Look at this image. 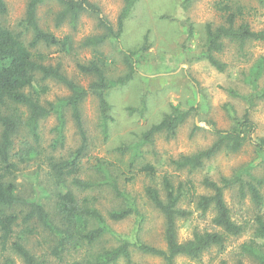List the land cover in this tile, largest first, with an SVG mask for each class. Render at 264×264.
<instances>
[{"label":"rangeland","instance_id":"rangeland-1","mask_svg":"<svg viewBox=\"0 0 264 264\" xmlns=\"http://www.w3.org/2000/svg\"><path fill=\"white\" fill-rule=\"evenodd\" d=\"M219 1L198 0L184 11L176 0H134L119 39L108 38L94 48L83 45L87 38L104 33L97 26L94 16L82 14L74 28L68 20L57 27L55 20L62 10L61 6L53 0H46L38 7L40 27L58 39L68 36L71 41V47L67 50L40 45L36 53L40 54L45 65L58 66L67 78L84 88H88L95 78L79 72L77 64L99 59L110 82L128 73V62L134 65L136 71L130 81L123 86H114L106 93L110 106L107 138L103 137L99 127L96 97L88 95L80 104L87 138L85 149L76 174L64 175L60 183L54 178L53 164L68 160L82 145L71 111L63 108L62 146L52 144L57 137L55 127L59 124L56 114L39 122L38 142L23 126L13 135L10 163L15 168L5 175V180L13 184L17 197L38 201L51 216L57 213V194L68 191L73 192L79 201L88 200L106 219L109 212L133 207V213L124 220L115 222L107 219L109 232L97 243L83 246L77 251L66 249L61 260L51 254L56 243L47 230L35 220L28 224L19 222L14 229V238L24 236L28 249L37 258L48 264H73L75 259H81L85 254L110 250L125 239L132 244L130 261L120 259L115 264H165L158 257L140 253L134 246L141 242L165 249L163 216L144 193L146 186L152 183L158 185L164 174L172 177L175 184L188 183L197 194H207L209 191L202 185L204 178L218 181L221 177L231 176L239 168L251 167L250 173L263 180L261 192L264 197V154L259 155L254 145L260 139L264 140V100L256 101L249 109L248 102L243 99L250 88L244 83L241 72L249 65L237 55L232 45L227 46L223 54L217 55L221 62L227 64L225 72L215 70L202 53L204 26L207 23H220L214 9ZM236 1L245 8L244 20L251 28L264 29V0ZM3 2L6 13H0V29L19 31L27 0ZM89 2L100 9L101 16L116 31L118 18L124 9L123 0ZM190 27L193 29L191 35L188 31ZM24 38L25 44H28L31 35L26 34ZM247 49L252 60L264 56V45L253 44ZM34 88L38 91L45 89L40 94L44 105L56 103L69 95L63 85L51 79L43 81L39 75ZM175 108L188 112L187 119L177 128L175 135L167 138L159 133L151 144L142 146V132ZM247 109L256 131L252 135V142L246 143L239 152H220L192 172L178 171L170 165L171 160L209 147L214 141L211 128L229 129L233 124L231 118H240ZM19 113L24 119L27 117L26 110L20 109ZM1 132L0 126V140ZM123 147L130 149L123 152ZM135 147L138 153L133 156ZM145 163L157 170L153 179L139 172ZM0 169V173L4 174L2 167ZM74 176L91 182H102L109 176L117 180L119 195L105 184L83 191L72 185ZM225 201L234 221L244 226V232L240 236L227 238L222 248L213 247L197 260L180 256L175 264H236L238 260H242L243 264H255L247 255H241V246L253 238L254 206L249 197L241 200L236 188L225 191ZM182 207L194 209L193 204H183ZM13 211L22 217L24 209ZM258 213L264 214V203ZM212 217L213 214L208 213L206 218H202L195 211L188 219L178 220V240L183 242L190 239L194 231L210 230ZM80 223V227L88 230L97 226L92 220ZM26 227L31 229L30 234H23ZM8 256L15 264H23L19 258L4 251L0 244V264Z\"/></svg>","mask_w":264,"mask_h":264},{"label":"trees","instance_id":"trees-1","mask_svg":"<svg viewBox=\"0 0 264 264\" xmlns=\"http://www.w3.org/2000/svg\"><path fill=\"white\" fill-rule=\"evenodd\" d=\"M46 0H27L25 16L19 23V31L7 28L0 29V126L2 128L0 140V167L4 174L0 173V244L4 251H8L19 258L23 264H48L47 261L37 258L28 249L24 236L15 237V228L22 224L36 221L44 230L55 239V247L51 254L58 260L62 259V253L68 250L77 251L83 246H91L97 243L105 233L109 232L106 220L121 221L133 213V207L108 213L107 219L89 203L83 199L79 201L75 194L68 191L65 194H57L56 210L54 216L49 215L45 207L36 200L19 198L14 194L15 187L5 180V175L15 168L10 163V151L12 149L13 135L23 126L34 139L39 141V122L52 114L58 116L59 124L55 127L56 139L52 144L63 145L62 130L63 108L71 111L78 134L81 137V147L68 160L53 164L52 170L57 183H60L66 174L73 175L78 171L79 160L83 156L87 141L80 113V104L88 95L96 97L99 106V127L104 138L108 136V123L110 106L106 100V93L114 86H123L130 81L135 73V67L130 62L128 73L110 82L105 76L101 61L91 60L86 64H77V69L84 75L93 76L95 79L88 88H84L67 78L59 69L51 65H45L41 61L40 54L36 53L40 45L45 47H61L67 50L71 47L69 37L58 39L52 33L45 31L39 25L37 18L38 7ZM62 10L56 16V26L59 27L65 21H69L74 28L82 14H89L96 18L97 26L104 31L100 36L87 38L85 46L92 48L101 45L106 39H119L124 20L128 15L134 0H123L124 9L117 21V30L101 16L100 9L89 0H53ZM182 9L186 11L198 0H176ZM214 9L220 18V23L215 25L207 23L203 29V56L207 62L218 72H225L227 64L221 62L217 55L225 52L227 46L232 45L237 55L249 66L241 72L244 83L250 88L249 94L243 96L248 102L249 109L258 100H264V56L252 60L248 53V47L253 44L264 45V29L253 30L244 20V7L236 0H221L214 5ZM0 13H6V6L0 0ZM189 35L193 29L189 28ZM30 34L31 39L25 44V35ZM41 80H54L63 85L69 91V95L56 103H41L40 94L45 89L37 90L36 77ZM235 94V92L230 91ZM20 109L27 112L24 119ZM249 109L240 118L232 117L233 124L229 129L211 128L214 135L212 144L192 155L180 156L177 160H171L170 165L178 171H195L203 167L204 163L220 152L237 153L243 146L252 142V135L256 126L252 121ZM188 112L177 108L166 114L158 123L152 124L141 135L142 146L151 144L154 137L161 133L167 138L173 137L177 128L185 122ZM259 155L264 154V140L260 139L254 144ZM130 147L121 148L124 152ZM133 156L137 152L134 148ZM251 168V167H250ZM250 168H239L231 176L221 177L218 181L209 178L202 180V185L209 191L207 194H197L192 185L179 182L175 184L172 177L164 174L158 185L150 184L145 187L144 193L148 201L161 213L164 219L165 249L145 244L135 243V248L142 254L158 257L165 264H175L176 258L185 256L193 260L199 259L205 252L213 247L222 248L227 238L240 236L244 232V226L234 221L231 209L225 201V191L236 188L239 198L243 200L249 197L256 211L254 222L255 230L249 243L241 246L243 256H248L255 264H264V214H259L264 197L261 189L263 180L250 173ZM1 171V169H0ZM139 172L146 177L154 178L157 170L149 163L142 164ZM72 185L83 191L91 190L100 185H107L119 195L117 180L105 178L102 182L83 181L79 178L72 179ZM183 204H193L194 209L182 207ZM24 209L21 215L13 211ZM26 209V210H25ZM10 210L11 212H6ZM198 212L202 218L212 213L211 229L194 231L191 238L180 242L177 235L178 220L188 219L193 212ZM92 220L97 223L93 229L80 227V222ZM31 229L26 227L23 234H30ZM130 244L121 239L117 247L103 250L97 254H85L81 259H75L73 264H115L120 259L130 261ZM3 264H15L8 256ZM222 264H227L223 262ZM236 264H243L238 260Z\"/></svg>","mask_w":264,"mask_h":264}]
</instances>
